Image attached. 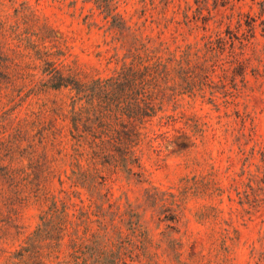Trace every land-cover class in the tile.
I'll return each instance as SVG.
<instances>
[{
  "label": "rangeland",
  "instance_id": "374dc122",
  "mask_svg": "<svg viewBox=\"0 0 264 264\" xmlns=\"http://www.w3.org/2000/svg\"><path fill=\"white\" fill-rule=\"evenodd\" d=\"M113 4L130 28L123 34L94 1L0 0V264L72 263L75 236L67 233L82 242L117 237L91 214L95 201L86 190L49 176L70 174L57 150L70 148L71 94L35 87L48 79L45 52L57 65L107 77L136 39L162 51L190 46L202 58L193 62L191 90L166 100L148 126L163 137L155 142L161 152L146 144L138 150L143 178L118 172L108 179L110 202L121 211L131 205L152 240L145 251L130 247L126 264H264V0ZM166 116L174 121L166 124ZM51 122L58 149L50 144ZM53 201L65 205L74 226L60 249L59 226L52 234L44 227ZM81 209L90 212L84 224Z\"/></svg>",
  "mask_w": 264,
  "mask_h": 264
},
{
  "label": "trees",
  "instance_id": "16d2710c",
  "mask_svg": "<svg viewBox=\"0 0 264 264\" xmlns=\"http://www.w3.org/2000/svg\"><path fill=\"white\" fill-rule=\"evenodd\" d=\"M90 1H94L102 13L113 19L112 28L118 29L122 34L125 29H130L121 18L118 19V14H114L116 8L113 0ZM214 50V42L211 41L207 51ZM127 53L121 59L120 69L107 77H89L78 69L57 65L49 60L51 53L45 52L40 58L44 62L43 73L48 79L39 86L36 85L37 90H34L37 93L43 89L68 90L71 94L68 152L63 154L65 150L58 149L61 145L58 143L59 133L54 130L52 122L48 128L52 134L50 144L58 149V155L69 162L70 174L67 170L64 171L66 180L60 173L56 175L54 171H50L48 174L50 177H57L62 186L69 181L71 186L86 190L95 201L92 205H95L96 210L91 214L98 218L100 226L107 230L110 225L117 231V237L112 242L105 235L97 234L82 242L85 237H79L75 232L70 235L67 233L68 236H75L70 240V247L73 249L72 263L67 264H126L125 258L131 251L130 247L145 251L152 244L139 214L132 206L128 205L125 211H121L119 206L116 208L110 202L106 188L108 179L118 172L125 174L128 179L143 178L138 150L146 144L155 153L161 152L155 142L163 137V134L149 130L148 126L164 111L166 100H174L176 96L191 90L188 85L190 71L193 62L202 57L199 55L200 50H193L190 46L181 52L162 51L149 47L139 39L135 40ZM185 84L187 87H184ZM161 119H166V124L174 121L173 116ZM43 131L40 129L37 132L41 142L47 140ZM58 213L61 214L60 222L56 223ZM78 219L83 224L88 222L90 212L81 209ZM43 220L45 230H49L50 234L55 226H59L61 235L55 248L60 249L59 242L63 240V232H69V227L74 228L65 205L60 210L58 203L53 201ZM117 222L129 226L130 233L127 236L117 228ZM88 230L87 228L85 234ZM130 235L138 241L134 243ZM178 262L188 264L179 259Z\"/></svg>",
  "mask_w": 264,
  "mask_h": 264
}]
</instances>
